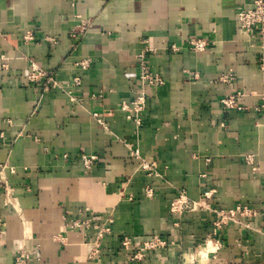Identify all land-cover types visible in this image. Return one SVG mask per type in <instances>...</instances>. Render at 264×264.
I'll use <instances>...</instances> for the list:
<instances>
[{
    "label": "crops",
    "instance_id": "1",
    "mask_svg": "<svg viewBox=\"0 0 264 264\" xmlns=\"http://www.w3.org/2000/svg\"><path fill=\"white\" fill-rule=\"evenodd\" d=\"M252 4L0 0V53L8 63L0 68V164L15 167L8 175L18 200L16 208L6 206L0 193V264H14L23 246L34 254L28 264H264V116L254 109L263 75L257 39L238 19ZM76 15L91 24L74 41ZM28 31L34 39H24ZM196 36L213 43L205 51L170 49ZM148 47L149 67L165 83L148 89L138 128L120 105L139 89L138 55ZM32 64L53 70L58 84L46 90L32 83ZM224 74L234 79L222 82ZM236 91L248 109L223 108L220 99ZM134 148L159 175L140 168ZM246 154H254L257 172ZM83 155L96 156L90 167ZM182 189L194 199L212 190L203 201L215 208L247 204L258 212L224 226L217 251L203 249L213 215L171 212ZM78 218L112 220L95 257L97 231L70 227ZM154 236L166 246L140 260L122 245L125 237Z\"/></svg>",
    "mask_w": 264,
    "mask_h": 264
},
{
    "label": "built area",
    "instance_id": "2",
    "mask_svg": "<svg viewBox=\"0 0 264 264\" xmlns=\"http://www.w3.org/2000/svg\"><path fill=\"white\" fill-rule=\"evenodd\" d=\"M77 23L74 25V28L71 32V37L73 40H79L81 35L88 29L91 24L90 19L82 18L79 15H76ZM238 19L241 29L248 33L250 36H254L257 39L258 46L260 48V58L259 65L260 70L263 75V85L262 90L259 93L260 101L254 106L255 111L264 116V0H253L252 6L242 7L238 11ZM35 38V35L32 31H28L24 36L25 40H32ZM52 41H54L52 39ZM213 41L208 40L207 38L196 36L186 40L183 43H173L171 44L170 49L172 51H181L183 48H189L194 51H205L207 50ZM154 48L148 47L146 50L141 52L138 55L139 60V89L137 93L126 100L121 102L120 108L125 111L126 117L135 123L136 127H140L143 123V114L147 109L149 102L148 89L150 87H155L165 83L164 78L158 72H154L150 69L147 59L146 52L153 50ZM79 65L87 68L90 65V59L86 58L79 62ZM0 68H8L7 56L0 53ZM28 78L32 83L42 82L43 87L47 90L51 86H56L58 84L55 72L53 70L43 69L36 64L31 65V70L28 74ZM234 79L233 74H224L220 76L219 80L222 82H231ZM75 83H80V78L75 79ZM71 93V92H70ZM244 96L241 91L231 92L225 94L220 102L226 110L237 109V110H246L248 109L243 104H241L240 99ZM74 100L75 97H72ZM93 115L98 119L99 122L103 124L101 115L98 112L93 113ZM132 154L136 158H140V168L149 174L158 173V167L155 162L146 161L141 158V151L139 148H134ZM96 158V156L83 155L84 162L87 167L91 166V163ZM247 163L252 166V170L257 172L259 167L256 165L254 154H246L244 156ZM15 167L9 165L8 163L0 164V193L4 194V204L16 208L18 204L17 197L15 195V188L11 185L9 181V172H14ZM154 187L147 185L145 188V193L147 196L154 195ZM213 195L212 190L204 192L202 199L191 198L187 192L182 189L176 192L175 196L170 202V210L175 214H184L186 212H196L199 210L207 209L213 215L212 226L213 234L212 237H208L204 240L202 244L203 249H211L217 251L221 243L216 238L217 233L226 225L229 224L231 220L239 219L244 216H254L257 214V207L250 206L247 204H237L233 208L224 209V208H215L209 204H206L203 200L210 199ZM112 220L104 222L103 225H98L94 220L88 219H71L69 226L72 228H85L91 229L95 228L97 231V237L95 240V246L91 252V257H95L101 247L102 241L105 236L111 233V223ZM167 240L160 236H154L150 240H145L142 242H135L131 237H125L122 240V245L127 249H136L133 255L134 260H140L145 257L146 251L153 250L158 247L166 246ZM201 249V250H203ZM201 250L199 253H201ZM197 253V254H199ZM33 251L28 247L20 248L14 259V264H27L29 260L33 258ZM191 256V261L195 262V257Z\"/></svg>",
    "mask_w": 264,
    "mask_h": 264
},
{
    "label": "rangeland",
    "instance_id": "3",
    "mask_svg": "<svg viewBox=\"0 0 264 264\" xmlns=\"http://www.w3.org/2000/svg\"><path fill=\"white\" fill-rule=\"evenodd\" d=\"M197 200H199V199H197ZM103 224H104V222H103V223H98V225H100V226L103 225ZM23 247H24V246H23ZM14 259H15V258H14ZM29 262H30V260H29ZM29 262H28V263H29ZM28 263H27V264H28Z\"/></svg>",
    "mask_w": 264,
    "mask_h": 264
}]
</instances>
